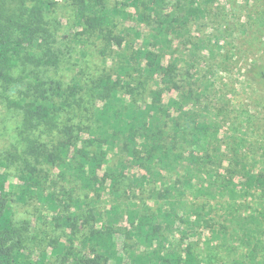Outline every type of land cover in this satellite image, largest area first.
Masks as SVG:
<instances>
[{
	"label": "trees",
	"instance_id": "trees-1",
	"mask_svg": "<svg viewBox=\"0 0 264 264\" xmlns=\"http://www.w3.org/2000/svg\"><path fill=\"white\" fill-rule=\"evenodd\" d=\"M71 1L77 22L115 45V59L118 49L133 45L132 52L115 67V81L107 76L87 88L76 79L67 87L46 81L43 73L59 63L46 42L40 47L50 38L46 16L55 1L0 0V90L28 128L16 183L0 162V264L33 263L29 224L12 219V204L29 200L53 218V233L71 230L51 247L67 264H264V163L256 169L251 154V108L226 114L216 107L222 96L210 76H173L163 64L171 46L161 39L205 18L214 0L178 2L167 14L163 0ZM117 18L138 28L113 35ZM130 34L136 39L128 43ZM210 41L187 43L200 50ZM137 66L144 76H134ZM245 77L259 84L264 70L249 65ZM75 188L84 196L74 198ZM103 195L115 200L98 205ZM114 227L132 248L113 242Z\"/></svg>",
	"mask_w": 264,
	"mask_h": 264
},
{
	"label": "rangeland",
	"instance_id": "rangeland-1",
	"mask_svg": "<svg viewBox=\"0 0 264 264\" xmlns=\"http://www.w3.org/2000/svg\"><path fill=\"white\" fill-rule=\"evenodd\" d=\"M54 1V7L46 16L50 38L47 41L42 40L40 47L47 44L50 54L55 55L59 63L57 68L49 67L43 73L44 79L59 81L64 87L71 85L72 80L76 79L85 88L91 86L93 81L105 79L107 76H112L115 81V67L121 63L125 65L123 56L131 54L133 45L126 50H123L124 47L118 49L116 53L122 57L118 56L115 59V45L108 47L102 41L101 33L89 31L77 22L71 0ZM188 1L190 0H163L162 14L170 12L172 5H177L178 2L186 5ZM107 4L115 6V0H108ZM205 7V18L200 21L189 20L178 37L170 35L167 39H161L166 46H171L165 51L163 64L174 68L175 75L173 76H194L196 70L201 75L210 76L211 80L217 83L214 91L222 96L221 100L216 102V107L226 114L238 113L242 116L244 110L251 108V122L256 134L252 140L251 154L258 160V164L255 165L256 169L261 170L260 164L264 163V81L255 85L250 84L245 77V70L247 66L255 63L264 70V0H214L210 6ZM178 14L183 15L179 11ZM154 20L155 18H152L151 25L154 24ZM116 24V30L112 29L113 35L131 26L138 28L129 20L124 23L119 22V18L116 19ZM141 31L143 35L147 34L143 29ZM205 38L211 41L208 47L200 50L187 43H194L196 40ZM125 39L129 43L135 40L136 36L130 34ZM151 42L155 44L154 40ZM40 47L38 52H40ZM181 52H183L182 55ZM132 65L136 66L134 63ZM20 73V68H18L15 75ZM134 76H144L138 66ZM133 85L139 87L137 81ZM151 88L150 83L145 84L144 97ZM170 95L175 96L176 94L172 92L167 95L166 93L163 96L164 101ZM17 96L14 95L13 98ZM27 133L28 128L24 124L21 111L9 107L5 95L0 90V162L6 165L5 170L9 172L11 182L16 183L17 170L22 169V141ZM110 159V164L114 165L115 157L112 155ZM52 174L56 175L58 171ZM60 190H62V185L56 187V192ZM71 194L75 198L84 196L85 192L75 188V192ZM113 200L115 196L103 195L98 205L103 204L104 201L110 204ZM12 219L17 226H21L22 222L29 224L27 238H34L33 248L36 247L32 256V264H41L42 262L39 261L44 258L42 264L68 263L65 258L51 254V247L56 245L54 243L57 240L63 242L71 230L68 227H62L64 232L53 233L51 231L53 218L42 211L34 200H29L26 205L14 202ZM83 221L84 219L80 218L77 222L81 234L86 232L87 226ZM95 224L96 229L99 228L100 222L97 219H95ZM124 226L126 227L127 224ZM111 231L114 243L116 240L119 246L125 242L127 248L133 247L132 240L125 239L123 235L115 237V227ZM119 232L125 233V231ZM103 237L107 239L105 234ZM178 241V239L175 241L176 250L180 245ZM43 252L46 254V256L43 255L44 258L41 256ZM231 264H234V261Z\"/></svg>",
	"mask_w": 264,
	"mask_h": 264
}]
</instances>
